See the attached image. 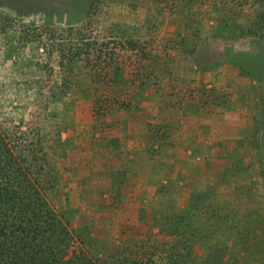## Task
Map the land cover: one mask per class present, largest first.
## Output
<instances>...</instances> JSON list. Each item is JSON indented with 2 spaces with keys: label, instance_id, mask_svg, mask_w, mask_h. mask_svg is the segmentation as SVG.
Masks as SVG:
<instances>
[{
  "label": "rangeland",
  "instance_id": "374dc122",
  "mask_svg": "<svg viewBox=\"0 0 264 264\" xmlns=\"http://www.w3.org/2000/svg\"><path fill=\"white\" fill-rule=\"evenodd\" d=\"M189 1L200 11L203 0ZM254 1L238 15L236 33L257 32L222 38L216 10L197 14L187 29L182 14L159 11L153 0H91L84 13L55 15L0 0V126L17 142L29 134L45 172L56 177L45 184L47 199L91 252L149 253L164 238L151 217L163 205L186 207L191 190L200 189L220 210L215 216L206 208L202 227L189 233L206 239L213 225H240L234 215H243L252 237L237 252L264 259V178L255 166L263 140L260 84L223 61L252 57L251 70L258 59L264 63V23ZM100 43L118 47L101 78L106 91L124 83L131 90L123 96L134 99L107 114L94 108L101 75L90 69L108 58H69L77 46ZM130 43L135 51L123 49ZM165 54L172 62L160 70ZM242 136L244 149L236 142ZM208 143H215L214 159L207 160L214 154ZM232 152L242 160L239 172Z\"/></svg>",
  "mask_w": 264,
  "mask_h": 264
},
{
  "label": "trees",
  "instance_id": "16d2710c",
  "mask_svg": "<svg viewBox=\"0 0 264 264\" xmlns=\"http://www.w3.org/2000/svg\"><path fill=\"white\" fill-rule=\"evenodd\" d=\"M10 1L16 7L19 5L26 9L31 6L33 11L42 15H55L60 9L66 13L75 9L84 13L86 12L84 9L88 8L91 0H75V4L64 0ZM153 1L159 11L182 14L185 17L184 27L187 29L197 14L203 13L204 15V13L216 10L218 16L215 33L217 36L222 38L243 34L253 36V33L257 32L242 30L236 33L239 26L237 17L250 0H203L200 11L195 9L194 2L189 0L187 3L186 0ZM254 2L256 5L252 11L256 15L255 18L263 24L264 0ZM75 31L81 30L76 28ZM122 46L123 49L136 50L134 43ZM117 54L118 47L100 43L92 47L77 46L69 56L71 62L82 60L84 56L87 60L93 56L95 60L102 56L108 58V64L97 61L94 63L95 67L90 69L93 77L101 75L94 83L95 95L97 94L94 108L100 113L107 114L117 108H129L134 102L133 96L129 93H127L128 99L123 96L122 92H125L126 88L128 89L126 92L131 90L124 83L119 85L122 87H117L113 91L115 93H110L106 91L104 79L101 80L112 68ZM247 54L248 52L244 56ZM171 60L168 54H165L159 69L164 67L166 69L172 62ZM223 61H228L238 68L240 75L259 80L260 94L256 105L259 106L257 109L261 115V121L256 126L263 140L257 149L258 160L255 166L259 168L257 172L264 178V63L258 59L259 69L251 70L250 66L253 67L254 61L252 57L237 61L228 54ZM102 93H107L103 98V102L106 101V103L97 102L102 97L100 95ZM255 119L257 120V117ZM23 132L20 131V134ZM28 136L29 134L24 133L22 142L19 140L17 142L12 133L0 126V264H264V259L254 256L257 253L248 257L247 255L241 256L237 252L248 241V237H252L250 225L242 222L243 215H234L241 226L226 224L222 228L218 224L213 225L206 239L200 235H193L192 232L189 233V230L202 227V214L206 208L215 216L220 210L217 203L213 202L215 198L206 200V192L200 189L191 190L186 207L178 204L163 205L151 217L157 228V234H162L164 238L150 247L152 251L149 253H133L132 250L124 252L117 247L102 249V252H91L90 242L84 241L80 234L75 235V228L53 208L47 199L45 184L51 182L53 185L56 177L51 169L45 172V164L35 156L37 151L31 149ZM243 137L239 139L242 140ZM241 140L238 141V147L243 144ZM231 154L235 156L233 169L239 172L237 165L241 164L242 160L237 152ZM229 164L226 171L232 167V161ZM210 195L214 196L215 191L210 192ZM214 229L216 232L218 230L216 234H213ZM253 230L255 232L256 227H253ZM219 232L223 233L222 238Z\"/></svg>",
  "mask_w": 264,
  "mask_h": 264
},
{
  "label": "crops",
  "instance_id": "0c3cea01",
  "mask_svg": "<svg viewBox=\"0 0 264 264\" xmlns=\"http://www.w3.org/2000/svg\"><path fill=\"white\" fill-rule=\"evenodd\" d=\"M234 67V66H233ZM238 73H239V71H238ZM239 75H240V73H239ZM242 76V75H241ZM239 138H241V137H238V139H237V141L236 142H238L239 141ZM238 145V144H237ZM208 148H211V150H210V152H212V154L214 153V150H215V147L213 148L212 146H215V143H208ZM236 146H233L232 147V150L235 148ZM207 153H208V150H207ZM214 155H215V153L213 154V155H210L211 157L210 158H207V160L208 159H214L213 157H214ZM206 156H208V155H206Z\"/></svg>",
  "mask_w": 264,
  "mask_h": 264
}]
</instances>
